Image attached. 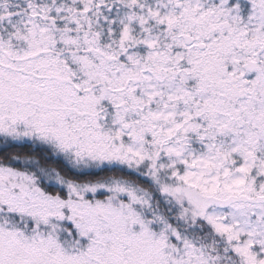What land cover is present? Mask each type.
I'll use <instances>...</instances> for the list:
<instances>
[{"label": "snow or ice", "instance_id": "6c2138e0", "mask_svg": "<svg viewBox=\"0 0 264 264\" xmlns=\"http://www.w3.org/2000/svg\"><path fill=\"white\" fill-rule=\"evenodd\" d=\"M0 264H264V0H0Z\"/></svg>", "mask_w": 264, "mask_h": 264}]
</instances>
